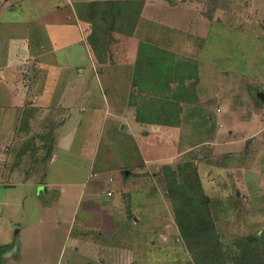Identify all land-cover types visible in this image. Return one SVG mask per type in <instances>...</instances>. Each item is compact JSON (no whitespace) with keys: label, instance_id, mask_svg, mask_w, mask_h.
Wrapping results in <instances>:
<instances>
[{"label":"rangeland","instance_id":"obj_1","mask_svg":"<svg viewBox=\"0 0 264 264\" xmlns=\"http://www.w3.org/2000/svg\"><path fill=\"white\" fill-rule=\"evenodd\" d=\"M57 1L22 0L15 10L0 6V72L23 49L15 48L16 36H8L1 26L20 34L18 42L29 31L32 42L42 39L48 45L44 51H49L48 26L56 17ZM108 1L92 0L85 7L93 35L85 50H75V59L66 54L74 49L57 51L51 58L56 65L86 69L88 87L79 109L80 89L74 97L68 94L73 108L60 104L54 118H40L39 107L37 117L28 103L10 120L1 109L6 103L18 104L27 90L18 83L15 94L3 84L4 77L0 80V263L15 242H23L27 227L34 232L31 242L60 243L68 238L66 220L75 218V232L82 233L110 211L121 229L116 226L115 242H127L124 248L129 250L135 247L132 242H144L134 261L124 249L122 264H194L175 220L178 208L185 206L194 228L203 214L205 222H214L229 264H238L241 251L234 242L241 237H256L264 252V100L259 96L264 92V0H143V6L135 0L117 6L114 21L102 12ZM32 47L27 44L26 51ZM31 60H21L27 79L37 73L30 70ZM195 64L198 75L188 77ZM92 105L99 119L91 109L82 113ZM10 129L14 132L5 139ZM59 136H65L64 147L59 161L48 167ZM75 137L81 149L96 145L95 163L89 152L79 157L68 147ZM229 155L230 169L225 171ZM204 165L208 176L226 174L228 181L217 187H227L229 198L206 193L200 174ZM91 166L92 173L111 172L112 179L96 176L90 183L97 191L100 218L86 214L89 189L82 197L85 189L72 183L82 184ZM76 167L78 177L73 175ZM206 197L209 201L201 203ZM51 208L58 211L49 214ZM84 216L86 224H81ZM53 218L62 222L58 228ZM92 232L90 237L99 242L112 240L109 233Z\"/></svg>","mask_w":264,"mask_h":264},{"label":"crops","instance_id":"obj_2","mask_svg":"<svg viewBox=\"0 0 264 264\" xmlns=\"http://www.w3.org/2000/svg\"><path fill=\"white\" fill-rule=\"evenodd\" d=\"M92 0H59L54 5L55 8V18H53L51 24L48 26V36L51 41L50 50L48 48L46 51H44L48 45L40 38L39 41H36L33 43L34 40L31 36V33L28 31L23 36V41L18 42L17 37H19L20 34H14L11 32L10 26H1L7 31L8 36H16L14 39V46L15 48L23 47V49H18L20 52L19 54H16L17 59L14 62H10L8 64H5V70L2 69L0 72V80L4 77L6 81L3 83L8 87H12L15 90L13 91L16 94V87L18 83L21 85H24L26 93L24 96L20 98L19 103H6L7 105L4 106L1 111L3 114L9 113L7 117H11L10 120L15 119L20 115L21 110L26 108V105L28 103L31 105L33 111L37 113L38 117V107L40 108V115L39 117L43 119L45 118H54L56 117L55 113L59 112L57 110H54V108H57L60 104L68 103L69 107H67L66 110L73 108V103H71L68 94L72 93L71 97H74L73 93L76 92L78 89L81 90L80 94L78 96H81L80 101L76 104L77 109H79V104L82 102V100L85 98V91L88 87V81L85 78H88V75H86V69L82 67L80 64L81 72L74 69L73 65H69L68 63H63L61 65H56L54 61L51 59L53 54L57 55L56 52L60 50H66V49H74L71 53H66L67 56H71L75 59L77 55V51H81L84 47V50L89 43L87 42V38L90 36V21L87 18V15L85 13L86 8L88 4ZM22 3V0H0V6H6L1 8H9L10 10H15L18 5ZM79 5V6H78ZM78 6V7H77ZM3 11V10H2ZM2 11L0 10V17H2ZM69 14V15H67ZM8 21V20H7ZM18 23L20 21H17ZM11 21H8V24H11ZM25 23V22H24ZM14 34V35H12ZM9 42L11 44V39H8V51L10 50ZM29 45L32 47L30 51H26V45ZM34 44V45H32ZM37 45V48L35 47ZM137 46V45H136ZM6 53L7 57L9 58L10 54ZM26 51V52H25ZM47 55H50L48 58V61L42 60V57H46ZM31 57L32 60L29 62L30 70L36 74H30L31 79H27L26 75H23L25 72V64L21 63L26 60V58ZM45 71V72H44ZM7 76V77H5ZM42 76V78H41ZM145 81H151L150 78H145ZM77 83V85L75 84ZM81 85V88H77L76 86ZM84 87H83V86ZM62 86V89H60ZM20 93L21 90H19ZM149 91V89H148ZM6 98V96H3ZM67 101V102H66ZM9 102V101H8ZM86 102H91L90 100H87ZM92 104V103H91ZM5 105V104H4ZM29 107V106H28ZM88 109H91L90 114H94L95 116H92L93 118H100V114L98 112V108L94 105L87 106L82 108V113H87L86 111ZM89 114V115H90ZM133 115V114H132ZM136 115H133V120L135 121ZM121 118V117H120ZM103 119V117H102ZM105 119V118H104ZM126 122H130L127 115L125 117ZM150 125H154V123H151ZM14 132V130L10 129L7 133H5L4 138L9 139V136L11 138V133ZM4 132H2L3 134ZM220 133V132H219ZM65 136H59V140L57 141L55 147H54V157H51L48 161V167L55 164V161H59L58 159V151L64 146H62V139ZM73 143L72 145H69L70 149H73V153L79 157L84 152H89V156L91 158V164L93 162L95 163L94 157H95V147L87 146L86 144L82 147V144H77L79 141L78 137H75V139H72ZM226 143L227 139L225 140ZM225 143V144H226ZM87 146V147H86ZM93 148V149H92ZM215 150L217 148H214ZM70 151V150H66ZM82 152V153H81ZM216 153V152H215ZM224 153V152H223ZM230 157H226L224 159L225 163V171H228L229 168V160L232 159L231 155ZM60 157V156H59ZM145 163H147V159L145 157ZM231 164V163H230ZM211 166L216 167L214 164H211ZM93 167L91 166V171L88 174L86 180L80 184L78 180L72 181L75 185H81L85 191L82 197L86 195V190H88L89 195V202L86 206L87 215H97L98 218L101 217L102 210L100 208H97L98 205L96 200L98 198L97 191L94 185L90 184L92 179L97 176V179H100L103 176L108 177L109 179H112L110 177V171L104 170L100 171L99 173H92ZM75 176L78 177V174H80V168H75L73 170ZM94 172V171H93ZM203 177L201 178L202 184L204 187V190L206 193L213 197L214 195L217 197L218 194L220 198L227 199L231 195L229 189L225 186H221L218 188V182H222V184L228 181V177L226 174L223 176L218 175L220 173L212 174L215 177L208 176L209 169L205 167L201 168V173ZM204 174L207 177V181L203 180ZM76 179V178H74ZM12 185V184H10ZM9 184L6 186H10ZM215 185V186H214ZM225 190L224 192L222 189ZM111 193V191L108 192ZM218 193V194H217ZM214 194V195H213ZM81 194L79 195L80 198ZM112 196V194L110 195ZM123 196V194H122ZM95 205V206H94ZM80 206V203H79ZM81 207V206H80ZM81 209V208H80ZM94 209H98L95 211ZM49 214H52L53 212H56L58 210H54V208L49 209ZM75 209H72L70 214L74 216ZM105 215V211L103 212ZM109 212L106 213V217L100 219L98 224L88 227V231L85 232H75V226L77 224V220L72 217V220H66V223L68 224V227L65 228L66 232L68 233V238L64 242H31L32 237L34 236V232L30 227H27L24 235H23V242L20 240V242H15L14 248L9 251L5 256V263L4 264H122L124 261V258H126V252H124V249L129 251L131 254L130 261H134L133 259L138 256L140 245H144V242H132L135 247L132 250H129L127 248H124L128 243L125 242H115V234H116V226L119 231L120 224L115 221L114 217L109 214ZM218 215H226L224 212H219ZM135 217V216H134ZM86 217L84 216L82 219L81 224L85 223ZM136 219V217H135ZM226 219V218H224ZM140 223V219H136ZM69 221V222H67ZM41 222V220H40ZM54 224H58L57 228L62 224L61 221H59L58 218H53ZM80 224V225H81ZM86 228V227H82ZM90 230V231H89ZM23 230H21L22 233ZM36 231V230H35ZM96 232L100 235L103 233H109L112 236V240L110 242H99V239L96 237L92 238L89 235V232ZM27 232L30 234L28 236ZM37 232V231H36ZM92 232V233H93ZM26 234V235H25ZM76 234V235H75ZM94 234V233H93ZM36 239H37V234ZM51 237V235H49ZM70 237H73L74 242H69ZM75 238V239H74ZM108 240V237H107ZM9 245L12 242H6ZM83 249H85L83 251ZM129 256V255H128ZM143 256V254H142ZM1 264V263H0Z\"/></svg>","mask_w":264,"mask_h":264},{"label":"trees","instance_id":"obj_3","mask_svg":"<svg viewBox=\"0 0 264 264\" xmlns=\"http://www.w3.org/2000/svg\"><path fill=\"white\" fill-rule=\"evenodd\" d=\"M135 0H122L114 1L109 0L107 2V7L105 12L110 14L112 21L115 19L114 9L118 6L125 4L126 6L134 2ZM100 2V1H98ZM139 2L140 6H143L144 1ZM113 16V17H112ZM137 22V17L135 18L134 25ZM93 38V35L89 36ZM94 46V43H93ZM194 69V73L188 77H193L198 75L197 65H191ZM206 202L201 200V203H207L209 198L206 197ZM200 202V200H198ZM196 205V204H195ZM194 206V205H193ZM198 206V205H196ZM188 206L184 208L179 207L175 216V220L180 229L182 238L186 249L189 251L190 255L193 257L194 264H229L225 250V242L221 240V237L217 231L214 222H205L204 214L202 221L198 224L197 228H194L191 224L190 217L187 216L186 212ZM239 251H241V256H238V264H264V252L259 248L256 243L257 238L253 236H244L234 242Z\"/></svg>","mask_w":264,"mask_h":264},{"label":"water","instance_id":"obj_4","mask_svg":"<svg viewBox=\"0 0 264 264\" xmlns=\"http://www.w3.org/2000/svg\"><path fill=\"white\" fill-rule=\"evenodd\" d=\"M259 96H261L262 100H264V92L259 91Z\"/></svg>","mask_w":264,"mask_h":264},{"label":"built area","instance_id":"obj_5","mask_svg":"<svg viewBox=\"0 0 264 264\" xmlns=\"http://www.w3.org/2000/svg\"><path fill=\"white\" fill-rule=\"evenodd\" d=\"M109 194H111V193H109Z\"/></svg>","mask_w":264,"mask_h":264}]
</instances>
